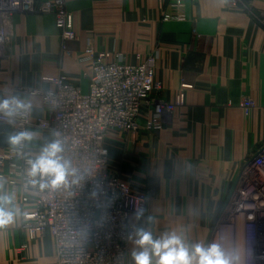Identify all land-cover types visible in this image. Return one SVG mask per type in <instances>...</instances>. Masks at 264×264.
Instances as JSON below:
<instances>
[{
    "label": "crops",
    "instance_id": "crops-1",
    "mask_svg": "<svg viewBox=\"0 0 264 264\" xmlns=\"http://www.w3.org/2000/svg\"><path fill=\"white\" fill-rule=\"evenodd\" d=\"M75 38L65 41L51 14H17L9 42L0 49V98L19 95L33 116H47L40 96L51 79L67 76L89 91L85 50L121 54L128 63L156 58L161 90L153 99L173 105L164 126L111 134V172L149 195L139 223L160 237L183 231L188 244L207 246L223 219L231 188L247 160L264 144V0H66ZM182 99V103H180ZM247 102H253L250 107ZM147 110V109H146ZM34 156L53 139L31 128ZM0 191L9 193L8 188ZM13 223L0 228V264H56L51 234L33 237L23 227L34 205L14 204ZM130 222H137L133 215ZM234 264H244L242 232L214 238ZM139 249L131 239L125 264Z\"/></svg>",
    "mask_w": 264,
    "mask_h": 264
},
{
    "label": "built area",
    "instance_id": "built-area-1",
    "mask_svg": "<svg viewBox=\"0 0 264 264\" xmlns=\"http://www.w3.org/2000/svg\"><path fill=\"white\" fill-rule=\"evenodd\" d=\"M21 13L54 15L63 39L75 38L66 0H0V49L11 38L14 16ZM85 56L90 62L89 91L63 75L51 79L52 90L28 89L30 96L41 97L47 116L35 118L31 105L8 133L31 128L59 133L63 155L84 180L54 191L32 189L25 175L24 153L32 155L28 145L14 149L0 144V190L8 188L14 204L34 205L24 214L23 227L33 237L51 234L56 264H125L133 226L130 216L138 208L146 213L149 195L111 172L106 140L111 134L139 129L146 114L149 126L161 130L173 105L153 99L161 90L154 56L132 64L121 54L93 46L86 48ZM0 123L8 124L6 118ZM238 179L223 211L229 223L221 229L243 233L244 264H264V144L247 160Z\"/></svg>",
    "mask_w": 264,
    "mask_h": 264
},
{
    "label": "clouds",
    "instance_id": "clouds-1",
    "mask_svg": "<svg viewBox=\"0 0 264 264\" xmlns=\"http://www.w3.org/2000/svg\"><path fill=\"white\" fill-rule=\"evenodd\" d=\"M30 111L31 103L19 95L0 98V119L6 118L9 125ZM52 135L53 139L44 144L34 156L24 153L27 185L41 192L79 185L84 180V176L63 155L65 149L59 133L53 132ZM33 138V133L25 130L9 134L8 143L14 149H21L30 144ZM13 200L12 194L0 191V228L15 220L18 210L13 206ZM133 218L137 223L132 226L129 239H134L139 249L132 253L134 264H234L232 257L216 243L207 246L186 243L183 231L154 237L144 226L151 224L153 217H146L143 209H135ZM141 220L144 224L139 223Z\"/></svg>",
    "mask_w": 264,
    "mask_h": 264
},
{
    "label": "water",
    "instance_id": "water-1",
    "mask_svg": "<svg viewBox=\"0 0 264 264\" xmlns=\"http://www.w3.org/2000/svg\"><path fill=\"white\" fill-rule=\"evenodd\" d=\"M10 125L9 124H5V123H0V144L3 146H9L10 144L8 143V136H9V132H10ZM239 179H237L233 185V187L231 188L228 200L230 199L231 195L233 194V192L236 189V186L238 184ZM227 200V202H228ZM227 202L225 204V206L227 205ZM229 222L223 218L219 224L215 227V229L213 230L211 236L209 237L208 243L207 245L211 244V242L214 240V238L216 237L217 232L221 229L222 226L227 225Z\"/></svg>",
    "mask_w": 264,
    "mask_h": 264
},
{
    "label": "rangeland",
    "instance_id": "rangeland-1",
    "mask_svg": "<svg viewBox=\"0 0 264 264\" xmlns=\"http://www.w3.org/2000/svg\"><path fill=\"white\" fill-rule=\"evenodd\" d=\"M219 222H220V221H219ZM219 222H218V224H219ZM229 228L231 229V227H228V228H227V227H225V228H222V229H221V231H222V230H224V229H227V230H229ZM231 230H232V229H231Z\"/></svg>",
    "mask_w": 264,
    "mask_h": 264
}]
</instances>
